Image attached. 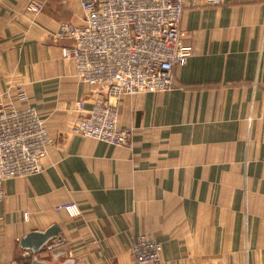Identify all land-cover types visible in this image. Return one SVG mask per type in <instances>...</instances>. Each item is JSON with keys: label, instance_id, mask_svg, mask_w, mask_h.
<instances>
[{"label": "crops", "instance_id": "0c3cea01", "mask_svg": "<svg viewBox=\"0 0 264 264\" xmlns=\"http://www.w3.org/2000/svg\"><path fill=\"white\" fill-rule=\"evenodd\" d=\"M82 18L81 0H0V105L32 106L54 138L43 172L4 183L0 264H29L19 240L54 224L50 264H135L139 235L160 264H264V0L185 9L176 85L119 101L130 145L72 133L95 94L54 32Z\"/></svg>", "mask_w": 264, "mask_h": 264}, {"label": "built area", "instance_id": "2783aa9c", "mask_svg": "<svg viewBox=\"0 0 264 264\" xmlns=\"http://www.w3.org/2000/svg\"><path fill=\"white\" fill-rule=\"evenodd\" d=\"M66 1V0H63ZM198 0H81L82 23L61 22L54 32L66 41L62 56L74 64V77L93 89L92 106L80 116L72 133L111 145H130L132 131L118 126L119 101L140 93H158L176 85L174 68L191 52L182 44L181 21ZM216 5L222 0H202ZM35 13L41 3H31ZM20 98L27 99L24 92ZM54 144L47 126L32 106L0 105V202L4 183L44 171ZM79 214L75 203L62 206ZM135 264H160L162 245L150 235L137 236L131 246Z\"/></svg>", "mask_w": 264, "mask_h": 264}, {"label": "water", "instance_id": "95a60500", "mask_svg": "<svg viewBox=\"0 0 264 264\" xmlns=\"http://www.w3.org/2000/svg\"><path fill=\"white\" fill-rule=\"evenodd\" d=\"M55 243H52L54 242ZM62 242L61 229L54 224L43 231H32L19 240V246L31 253L32 259L29 264H50L38 256L44 249L53 250ZM19 264V263H14Z\"/></svg>", "mask_w": 264, "mask_h": 264}]
</instances>
